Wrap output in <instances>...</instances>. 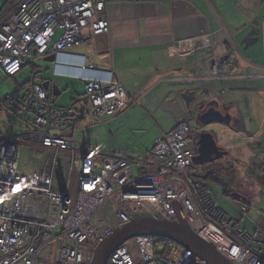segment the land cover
Segmentation results:
<instances>
[{
    "label": "built area",
    "instance_id": "built-area-1",
    "mask_svg": "<svg viewBox=\"0 0 264 264\" xmlns=\"http://www.w3.org/2000/svg\"><path fill=\"white\" fill-rule=\"evenodd\" d=\"M106 6V0H21L0 21L2 78L15 79L35 61L108 33ZM210 46L208 37L186 40L177 53L190 56ZM25 76L15 93L0 100V113L9 112L27 130L16 137L0 135V264H92L96 248L113 230L94 220L112 199L120 226L140 216L177 222L178 204L191 229L202 239L208 231L211 240H204L230 263L264 264V230L245 231L193 174L196 152L186 122L163 135L148 154L156 170L135 177L129 161L100 159L90 145L79 144L77 123L80 115H93L106 127L138 100L129 99L120 84L87 81L84 95L59 108L37 83V71ZM228 76L226 62L212 63L210 79ZM26 148L33 149L38 168L23 173L19 164ZM61 168L69 179L59 184ZM240 210L246 217L248 208ZM133 241L137 257L127 242L107 264H206L179 244L164 240L159 254V239Z\"/></svg>",
    "mask_w": 264,
    "mask_h": 264
},
{
    "label": "crops",
    "instance_id": "crops-1",
    "mask_svg": "<svg viewBox=\"0 0 264 264\" xmlns=\"http://www.w3.org/2000/svg\"><path fill=\"white\" fill-rule=\"evenodd\" d=\"M106 2L108 33L90 35V40L56 54L55 63L42 59L43 67L31 65L37 71V83L43 88L47 85L45 91L56 107H68L56 104L65 90L71 93V101L74 95H84L87 81L117 83L125 89L129 99L139 102L121 114L135 109L141 114L143 111L164 112L162 121L172 125L170 130H163L166 135L179 123L170 113L162 111L164 103L176 100L186 90L210 91L212 97L220 95L225 104L234 107L233 112L241 110L247 122L256 127L252 140L231 133L234 138L230 145L222 147L229 158L235 160L229 168L240 169V161L235 159L237 155L238 159L247 161L263 151L264 87L260 83L264 82V35L257 32L264 20V0ZM204 37L209 38L210 49H199L190 56L177 53L180 42ZM258 53L262 61L256 60ZM216 61L226 62L229 76L225 79H210L211 65ZM55 86L60 92L58 97H54ZM79 87H84L83 94L78 92ZM0 90L3 96L17 91L10 92L4 86ZM78 108L81 109V105ZM108 124L109 129L99 125L93 115H80L77 142L90 145V153L100 158L97 154L100 149H92L91 143L102 145L113 133L121 134L115 129V121L110 120ZM98 138L101 142L95 141ZM248 143H253L252 147H248ZM104 158L129 161L132 175L134 162L139 165L137 176L156 170V163L150 159L145 162V156L139 158L141 161L132 162V156L125 159L109 151ZM252 200L246 201L247 204ZM261 207L264 208V203Z\"/></svg>",
    "mask_w": 264,
    "mask_h": 264
},
{
    "label": "rangeland",
    "instance_id": "rangeland-1",
    "mask_svg": "<svg viewBox=\"0 0 264 264\" xmlns=\"http://www.w3.org/2000/svg\"><path fill=\"white\" fill-rule=\"evenodd\" d=\"M21 0H0V16L5 13V11L12 6L18 4ZM257 61H262L261 53L256 56ZM37 67H43L44 62L38 60L33 63ZM32 67H27L23 73L15 79L4 80L0 75V88L2 86L6 87L10 92H14L17 89V85H22L28 80L25 74H29ZM44 75V74H42ZM23 77V78H21ZM264 87V82L260 83ZM78 92L83 94L84 87H79ZM3 99V94L0 90V100ZM72 95L68 90L63 91L62 95L57 99L56 104L58 106H66L72 104ZM143 111V110H142ZM163 111V109H162ZM164 112L156 111H146L141 112L137 109L129 110L125 114L110 118L107 122L106 128L109 129V121H115V129L121 131V134L117 135V132L113 133L112 137H109L106 141H102V145L99 143H91L92 149H100L98 156L104 158L109 154V151L115 154V156L125 158L132 156V162L135 160L141 161L140 157L143 158L145 162L150 161L148 159V154L151 152L152 148L156 142L163 137V130H170L172 125L169 122L162 121V114ZM168 115V114H167ZM173 121V120H172ZM187 124L194 126L191 119H187ZM105 129L104 127H101ZM248 129L250 132L255 133L256 127L253 124L248 123ZM233 129L229 127L220 128L217 131V143L221 147H227L231 143ZM27 133L26 128L16 120L9 112L0 113V135L3 137H16ZM255 135L253 138H255ZM101 139H96L95 141H100ZM101 142V141H100ZM253 144V143H252ZM228 148V147H227ZM243 148H241L242 150ZM109 150L108 152H106ZM240 150V152H241ZM244 152V151H242ZM238 153V152H237ZM42 155L41 151L37 153ZM238 155L235 157L236 160L240 161V169L235 170L236 173L232 174L231 169H215L208 167H193L192 171L195 177L201 181L203 184L209 186L215 199L219 202L220 207L233 219L241 222L242 227L245 231L249 233H254L258 230H264V208L261 207L260 201H255L257 196L250 191V185L248 177L246 176V171L248 166L251 164V159L247 161H242L238 159ZM126 159V158H125ZM134 162L132 166L133 175L137 177L138 174V164ZM38 168L37 161L34 158V152L31 148H26L23 150L21 155V160L19 164V169L21 172L26 173L30 170ZM64 170L61 168L58 170L56 175V180L59 184L66 182L69 179V175L65 176ZM75 187V181L72 182V189ZM72 195V193H71ZM237 195V196H236ZM253 199L250 204L246 201ZM255 201V202H254ZM248 208V213L246 217L241 212L243 206ZM117 209L115 207L114 200H110L105 207L101 210L98 216L95 218L94 222L96 225L105 222L108 228L115 229L120 226V222L116 217ZM162 243L164 240H160L157 243L156 252L164 253L165 246ZM167 244H177L173 241H167ZM128 247L130 249L133 257L138 256V251L134 244L133 239L128 242Z\"/></svg>",
    "mask_w": 264,
    "mask_h": 264
},
{
    "label": "water",
    "instance_id": "water-1",
    "mask_svg": "<svg viewBox=\"0 0 264 264\" xmlns=\"http://www.w3.org/2000/svg\"><path fill=\"white\" fill-rule=\"evenodd\" d=\"M261 25V24H260ZM264 35V20H262L261 28L258 29L257 35ZM45 62L55 63L56 56L52 55L44 59ZM48 87L45 86L44 90ZM54 97L60 95L58 87H54ZM212 98L211 92H202L200 90H186L182 92L176 100L167 101L162 106L163 110L170 113L178 123L186 121L187 115L195 110V107L199 104V101H205ZM55 103V101H53ZM225 109V113L219 110V101H208V111L198 115V122H201L204 126H226L235 128L236 134H239L246 139L254 137L255 133L250 132L248 129V122L245 119L241 110H238V115L234 118L230 115L229 109L232 106H228ZM201 107V108H203ZM260 143H258L259 145ZM248 147H252V143H248ZM228 152L220 148L217 145L215 137L211 133H202L200 135L197 155L194 157V167H202L206 164H212L220 161L228 156ZM256 162L261 161L259 171L264 174V149L261 153H255L253 155ZM262 189L260 195L264 197V184L262 183ZM177 211V222H168L166 220H157L149 216H140L127 224L121 225L112 230V232L104 239L102 243L98 245L95 250L92 264H107V261L111 254L121 245L129 242L130 240L141 237L150 236L159 240L173 241L188 251H191L194 255L203 260L206 264H232L226 258H224L211 243L206 242L199 235H197L189 226L183 212L178 204H175Z\"/></svg>",
    "mask_w": 264,
    "mask_h": 264
},
{
    "label": "flooded vegetation",
    "instance_id": "flooded-vegetation-1",
    "mask_svg": "<svg viewBox=\"0 0 264 264\" xmlns=\"http://www.w3.org/2000/svg\"><path fill=\"white\" fill-rule=\"evenodd\" d=\"M204 92H208V91H204ZM208 101H219V103H220L219 110L222 111L223 113H225V109L228 108L227 106H225V103L223 102L221 96L218 95L216 97L214 96V97L210 98V100L207 99L204 107H203V104H200V103H203L205 101H199L198 102L199 104L195 107V110L191 111L187 115L186 121L189 118L194 123L193 127L191 125L189 126L190 127V143H191L192 147L195 149L196 155H197V149H198V143H199L200 135L202 133L213 134L215 137V140L217 142V131H218V129L224 128V127L226 128V126H219V128H215V126H204L201 122H198V120H197L198 115H200L203 112L208 111V108H207ZM201 107H203V108H201ZM233 111H234V107L229 109L228 113L230 115H232L234 118H236L238 115V111L237 112L236 111L233 112ZM231 126L232 127H230V128H232L233 131L235 132V128L233 127V124H231ZM217 145L219 146L218 143H217ZM219 147L222 148L221 146H219ZM261 163H262L261 161L256 162V159L251 158V164H250V166H248V169L246 171V174H247L246 176L248 177V180H249L250 191H252L257 196V199H256L257 201L259 200L261 202V200H262V202L264 203V197H262L260 195L261 194L260 191L263 187L262 183L264 184V174H262V171H259ZM231 164H235V160H234V158L233 159L229 158V154H228V156L225 157L224 159L217 161L215 163H212V164H206L202 167H208V169L215 168V169H222L223 170V169H227V168L230 169L229 167L232 166ZM263 170H264V167H263ZM231 173L235 174L236 171L231 170Z\"/></svg>",
    "mask_w": 264,
    "mask_h": 264
},
{
    "label": "trees",
    "instance_id": "trees-1",
    "mask_svg": "<svg viewBox=\"0 0 264 264\" xmlns=\"http://www.w3.org/2000/svg\"><path fill=\"white\" fill-rule=\"evenodd\" d=\"M13 6L5 11L3 15L0 16V21H2L10 12ZM160 241V240H159Z\"/></svg>",
    "mask_w": 264,
    "mask_h": 264
},
{
    "label": "bare ground",
    "instance_id": "bare-ground-1",
    "mask_svg": "<svg viewBox=\"0 0 264 264\" xmlns=\"http://www.w3.org/2000/svg\"><path fill=\"white\" fill-rule=\"evenodd\" d=\"M201 236H202L204 239L208 240V241L211 240L208 231H204V232L201 234Z\"/></svg>",
    "mask_w": 264,
    "mask_h": 264
}]
</instances>
